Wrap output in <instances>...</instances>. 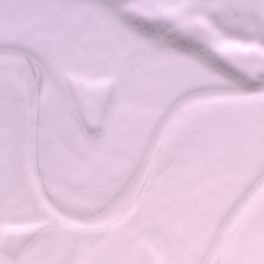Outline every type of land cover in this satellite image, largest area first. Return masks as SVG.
Here are the masks:
<instances>
[{
	"label": "snow or ice",
	"instance_id": "6c2138e0",
	"mask_svg": "<svg viewBox=\"0 0 264 264\" xmlns=\"http://www.w3.org/2000/svg\"><path fill=\"white\" fill-rule=\"evenodd\" d=\"M0 264H264V0H0Z\"/></svg>",
	"mask_w": 264,
	"mask_h": 264
}]
</instances>
